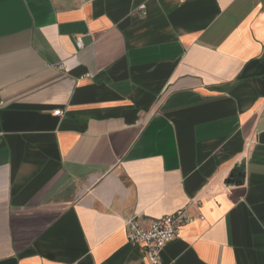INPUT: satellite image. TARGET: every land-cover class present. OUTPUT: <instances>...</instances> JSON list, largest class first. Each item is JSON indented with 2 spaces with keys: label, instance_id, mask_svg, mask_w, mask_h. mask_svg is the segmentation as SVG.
<instances>
[{
  "label": "crops",
  "instance_id": "crops-1",
  "mask_svg": "<svg viewBox=\"0 0 264 264\" xmlns=\"http://www.w3.org/2000/svg\"><path fill=\"white\" fill-rule=\"evenodd\" d=\"M180 209L159 264H264V0H0V264H152Z\"/></svg>",
  "mask_w": 264,
  "mask_h": 264
},
{
  "label": "built area",
  "instance_id": "built-area-1",
  "mask_svg": "<svg viewBox=\"0 0 264 264\" xmlns=\"http://www.w3.org/2000/svg\"><path fill=\"white\" fill-rule=\"evenodd\" d=\"M74 43L77 50L83 48L81 37H76ZM61 113V110H57L53 114L58 116ZM190 221L191 218L184 209L155 219L132 217L125 221L126 238L129 244L142 247L152 264H159L163 248L175 239L179 229Z\"/></svg>",
  "mask_w": 264,
  "mask_h": 264
}]
</instances>
